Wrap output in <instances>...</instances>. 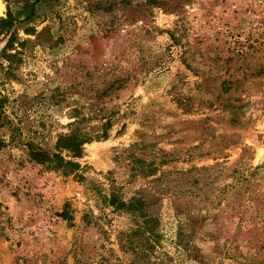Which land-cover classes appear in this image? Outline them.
<instances>
[{"label":"rangeland","instance_id":"obj_1","mask_svg":"<svg viewBox=\"0 0 264 264\" xmlns=\"http://www.w3.org/2000/svg\"><path fill=\"white\" fill-rule=\"evenodd\" d=\"M7 10L0 264H264V0H0ZM81 119L92 134L111 123L72 160L83 182L31 160ZM111 194L139 200L140 217Z\"/></svg>","mask_w":264,"mask_h":264},{"label":"trees","instance_id":"obj_2","mask_svg":"<svg viewBox=\"0 0 264 264\" xmlns=\"http://www.w3.org/2000/svg\"><path fill=\"white\" fill-rule=\"evenodd\" d=\"M17 22L18 21H16L9 10H7L5 18H0V37H7V44L5 48L11 47V42L16 39L12 29L14 24ZM104 94H106V92H104ZM85 123L86 121L83 119L72 122L69 125L72 129H70L67 134H62L57 137L54 153L45 154L31 149L28 152L29 157L35 163L44 165L49 170L59 172L64 177L71 176L75 181L83 182V167L72 160L81 157L82 146L84 144L92 142L93 140H105L107 138V131L111 126V123L106 121L102 124L97 133L92 134L87 131V126H85ZM63 151L69 154L67 158L70 159H67L61 155V152ZM139 202V200L123 202L116 195L111 194L108 200V205L115 211L131 212L136 217H140L138 216L140 211ZM60 217L68 222L72 220L67 211L61 213ZM155 226L156 220L153 217H149L148 233L151 237H154L153 229ZM138 232L139 229L138 231H134L131 234L136 235Z\"/></svg>","mask_w":264,"mask_h":264}]
</instances>
